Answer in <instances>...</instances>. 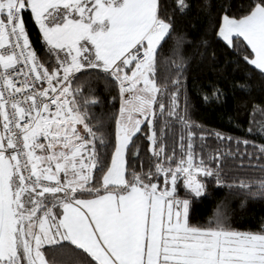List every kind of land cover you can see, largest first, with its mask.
I'll return each mask as SVG.
<instances>
[{"label":"snow or ice","instance_id":"snow-or-ice-1","mask_svg":"<svg viewBox=\"0 0 264 264\" xmlns=\"http://www.w3.org/2000/svg\"><path fill=\"white\" fill-rule=\"evenodd\" d=\"M189 10L188 0L171 11L164 0H0V264H264V226L235 229L221 211L190 223L209 178L264 198V144L215 131L213 147L192 121L186 36L174 34ZM221 12L215 36L264 76V0ZM169 38L178 59L161 58ZM82 76L115 92L114 111L95 124L98 101L75 84ZM223 95L213 87L203 99ZM141 132L147 171L128 173ZM230 159L261 175L229 182Z\"/></svg>","mask_w":264,"mask_h":264},{"label":"trees","instance_id":"trees-1","mask_svg":"<svg viewBox=\"0 0 264 264\" xmlns=\"http://www.w3.org/2000/svg\"><path fill=\"white\" fill-rule=\"evenodd\" d=\"M164 2L171 11L174 0H164ZM246 2L247 0H188L190 10L187 14L175 16L174 34H185L186 36V42L180 55L187 60L188 70L185 84L190 104L189 114L192 121L202 126L207 134L208 143L213 147L219 143L211 135L215 131L234 138L239 137L241 140L248 139L257 144H264V132L261 131L264 127V76H261L254 66L244 61L243 53H238L228 47L222 39L216 37L213 27L218 16L223 14L222 6L231 7L233 12H236ZM25 20L33 48L38 55L45 57L46 49L43 47L38 26L27 13ZM173 43V39L169 38L162 50V59L179 58L174 57L170 51ZM161 76H163V71H161ZM75 84L80 85L85 97L94 96L98 101L91 107L90 115H93V124H95L96 117L103 118L104 114L114 111L112 95H115V92L109 94L105 91L103 81L89 82L87 77L82 76ZM240 84L248 87L242 90L239 87ZM213 87L223 92L222 102L213 100L206 102L203 99L204 94L211 93ZM115 103L118 108V100ZM182 103L183 96L181 97ZM250 127L253 129L251 133L248 131ZM197 131L199 132L200 129ZM137 137L139 138L134 137V140L138 146L139 155L136 156V149H133L131 153H126V160L130 165L127 168L128 173L133 169L139 172L142 166L147 171L150 156L147 151L148 142L143 132L137 133ZM231 146L234 150L235 140ZM112 150L110 146L107 149L108 155L105 157L109 163ZM243 150L244 146L241 144V151ZM249 151L252 149L249 148ZM238 163L239 160L235 162L229 160L232 167V171L228 172L226 177L229 182L234 175L242 178H259L261 175L259 169L239 170L235 167ZM94 175L97 180L100 179L99 173H94ZM205 183L206 193L203 198H198L199 202L192 204L190 223L204 224L217 211H221L228 216L231 226L235 229L258 231L264 226V198L230 192L227 187L217 185L211 178ZM180 191L183 195V190L180 189Z\"/></svg>","mask_w":264,"mask_h":264},{"label":"rangeland","instance_id":"rangeland-1","mask_svg":"<svg viewBox=\"0 0 264 264\" xmlns=\"http://www.w3.org/2000/svg\"><path fill=\"white\" fill-rule=\"evenodd\" d=\"M38 26V25H37ZM39 28V27H38Z\"/></svg>","mask_w":264,"mask_h":264}]
</instances>
